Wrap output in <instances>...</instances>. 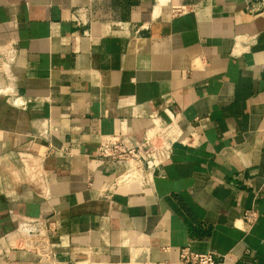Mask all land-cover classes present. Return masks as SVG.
Returning a JSON list of instances; mask_svg holds the SVG:
<instances>
[{
	"label": "crops",
	"instance_id": "1",
	"mask_svg": "<svg viewBox=\"0 0 264 264\" xmlns=\"http://www.w3.org/2000/svg\"><path fill=\"white\" fill-rule=\"evenodd\" d=\"M171 120L192 144L104 191L121 169L101 140ZM186 246L264 264V0H0V264H181Z\"/></svg>",
	"mask_w": 264,
	"mask_h": 264
},
{
	"label": "built area",
	"instance_id": "2",
	"mask_svg": "<svg viewBox=\"0 0 264 264\" xmlns=\"http://www.w3.org/2000/svg\"><path fill=\"white\" fill-rule=\"evenodd\" d=\"M175 13H182L184 8L175 6ZM3 64V63H2ZM198 122V120L196 121ZM191 136H183V128L177 120L169 122H152L146 131L145 137L135 144L121 136L103 138L99 145L97 157L104 162H114L121 169L120 172L106 183L104 191L110 192L118 186L137 182L146 185L151 182L156 168L161 165L171 154L175 143L191 145ZM257 213L255 210H246L242 216V222L249 229L255 224ZM40 230V231H39ZM36 229L30 235H42L39 243H29L34 249L43 248L44 238L54 232L55 226L48 222L43 229ZM37 246V247H35ZM32 249V248H31ZM48 249H43L38 255L48 258ZM218 254L208 251L198 253L186 246L180 249L179 259L181 264H220Z\"/></svg>",
	"mask_w": 264,
	"mask_h": 264
}]
</instances>
